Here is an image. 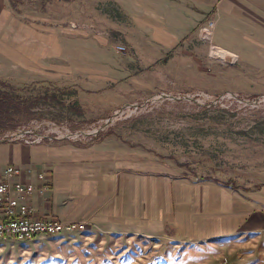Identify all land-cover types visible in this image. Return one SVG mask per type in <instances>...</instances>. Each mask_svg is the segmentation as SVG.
I'll use <instances>...</instances> for the list:
<instances>
[{"label": "rangeland", "instance_id": "1", "mask_svg": "<svg viewBox=\"0 0 264 264\" xmlns=\"http://www.w3.org/2000/svg\"><path fill=\"white\" fill-rule=\"evenodd\" d=\"M0 3L4 87L24 98L37 96L44 83L69 93L61 105L39 100L12 115L8 123L15 128L0 140L46 137L42 141L140 154L172 165L192 182L234 185L247 202L233 206V213L255 218L249 234L206 244L97 226L30 241L0 240V264H264L261 29L204 18L196 7ZM71 102L77 103L72 110Z\"/></svg>", "mask_w": 264, "mask_h": 264}, {"label": "crops", "instance_id": "2", "mask_svg": "<svg viewBox=\"0 0 264 264\" xmlns=\"http://www.w3.org/2000/svg\"><path fill=\"white\" fill-rule=\"evenodd\" d=\"M98 3V7L138 10L196 7L204 18L241 21L264 34V0H97ZM74 7H78L77 3ZM6 166L22 169L19 180L23 184L40 186L37 174H42L49 184L47 193H36L25 200L33 217H53L64 223L89 220L99 228L148 238L166 235L181 244H206L253 231L249 226L254 223L253 216L233 213V206L246 205L247 198L241 192L213 182H192L172 165L132 152L126 154L122 149L78 147L41 139L30 143L7 140L0 142V175ZM207 184L218 196L209 194Z\"/></svg>", "mask_w": 264, "mask_h": 264}, {"label": "built area", "instance_id": "3", "mask_svg": "<svg viewBox=\"0 0 264 264\" xmlns=\"http://www.w3.org/2000/svg\"><path fill=\"white\" fill-rule=\"evenodd\" d=\"M22 172L21 168L6 166L0 175V240L30 241L51 234H73L97 228L87 220L64 223L53 217H33V210L25 200L36 193H47L50 187L42 174L36 175L40 186L23 184L19 180ZM27 172L32 173V170Z\"/></svg>", "mask_w": 264, "mask_h": 264}, {"label": "trees", "instance_id": "4", "mask_svg": "<svg viewBox=\"0 0 264 264\" xmlns=\"http://www.w3.org/2000/svg\"><path fill=\"white\" fill-rule=\"evenodd\" d=\"M4 85L5 83L0 81V134L15 128V125L8 123L11 121L12 115L28 111L39 100H44L43 102L49 105H61L63 97L69 95L67 90L61 89L55 84L49 83L46 85L44 83L43 85L45 87H43V91L38 92L37 96L24 98L16 95L12 87H8L7 89ZM46 86L52 88V91H48ZM67 105L70 110H72L71 108L77 107V103L75 102ZM223 186L238 192L240 191L230 183H224Z\"/></svg>", "mask_w": 264, "mask_h": 264}, {"label": "water", "instance_id": "5", "mask_svg": "<svg viewBox=\"0 0 264 264\" xmlns=\"http://www.w3.org/2000/svg\"><path fill=\"white\" fill-rule=\"evenodd\" d=\"M161 98H164V99H172V100H178L179 98H177V97H173V96H166V95H161ZM185 99H189V100H191L190 98H188V97H186ZM110 122V120H107L106 121V123H105V125H108V123ZM82 135L83 136H87L88 134L87 133H82ZM9 138V137H8ZM11 138V137H10ZM39 139H46V137H38ZM65 138V137H64ZM7 140H12V139H5V140H0V142H4V141H7Z\"/></svg>", "mask_w": 264, "mask_h": 264}, {"label": "bare ground", "instance_id": "6", "mask_svg": "<svg viewBox=\"0 0 264 264\" xmlns=\"http://www.w3.org/2000/svg\"><path fill=\"white\" fill-rule=\"evenodd\" d=\"M19 134V133H18ZM80 232V231H79ZM50 236H52V234L50 235Z\"/></svg>", "mask_w": 264, "mask_h": 264}]
</instances>
